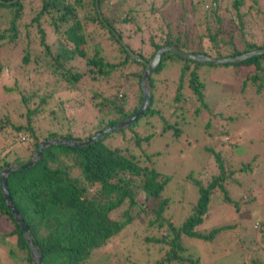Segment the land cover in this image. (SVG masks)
<instances>
[{
  "label": "trees",
  "instance_id": "1",
  "mask_svg": "<svg viewBox=\"0 0 264 264\" xmlns=\"http://www.w3.org/2000/svg\"><path fill=\"white\" fill-rule=\"evenodd\" d=\"M182 2L161 0L159 7V0H0V16L8 18V26L0 31V92H13L22 107L0 115V133L5 138L0 145V172L7 164L28 162L46 139L81 142L131 117L143 100L140 81L146 63L163 45L215 58L264 47V34L253 36L248 30L249 23L261 26V21L249 12L251 5L241 9L244 0H233L224 15L219 14V0H189V11H181ZM174 3L180 6L176 10ZM200 3V21L192 18L189 25V15L194 16ZM222 46L229 52L222 53ZM171 58L181 61L179 77L162 80L169 84H164L163 92L155 75ZM183 60L173 52L161 56L148 76L149 103L137 120L86 145L51 144L35 164L8 174L12 201L41 252L42 264H92L93 260L94 264H212L217 256L238 251L240 247H234L243 242L242 231L248 232L241 222L211 221L212 206L218 211L221 203L224 217L231 213L229 207L239 212L244 203L247 210L251 206L248 211L260 208L264 215V200L255 202L251 183L259 176L264 180L262 165L257 167L264 153L239 157L238 140L233 138H220L223 146L209 148L213 164L211 170L205 165L206 177L191 170L177 183L178 189L182 180L186 187L195 186L198 197L192 212L179 224L166 215L172 200L162 192L173 176L155 166L161 151L148 152L145 147L154 136L165 133L179 139L186 117L192 123L194 115L210 109L201 67L230 66L242 92L254 88L255 94L264 95V53L220 64ZM8 78H13L9 86L4 83ZM135 80L134 89L128 88ZM50 82L59 89H48ZM198 99L199 106L194 104ZM8 105V99L0 102L1 109ZM83 106L84 119L77 122L74 114ZM220 129L229 134L228 126ZM227 143L231 154L236 153L233 162L224 148ZM250 174L256 175L252 179ZM231 186L239 197L231 195ZM186 193V188L181 189L174 200L179 202ZM134 223L146 234L138 255L132 249L120 254L117 250L112 260L104 246ZM259 228L257 235L264 238V228ZM231 232H236L235 244L220 252L225 242L215 240ZM196 240L214 242L208 262L202 260L199 243L198 251L189 245ZM0 243L6 246L11 264H33L1 188ZM250 249H244L249 258ZM251 260L264 264V260Z\"/></svg>",
  "mask_w": 264,
  "mask_h": 264
},
{
  "label": "rangeland",
  "instance_id": "2",
  "mask_svg": "<svg viewBox=\"0 0 264 264\" xmlns=\"http://www.w3.org/2000/svg\"><path fill=\"white\" fill-rule=\"evenodd\" d=\"M159 1L160 4L157 5L160 7L161 0ZM232 1L233 0H219L221 4L219 14H225V10L227 9L226 6L230 7L231 9ZM168 2L171 4L170 1ZM190 4L191 3L189 0H184V2L180 4L181 7H184L181 9V11L187 9L189 11L191 9ZM199 5L201 6L203 4L200 3L196 6V8H194L195 14L193 17L188 14L189 20L187 23L189 25L192 24V18L196 17L195 20H197V16H201L200 11L198 10ZM250 5L251 9L249 12L255 14L260 19L261 26L259 23H249L248 30L253 34V36H257L259 34L262 36L264 34V0H244L241 9L246 11ZM166 6H162V10L168 13L169 11H166ZM180 6H178V3H174L172 8L176 10ZM33 14L34 12L27 14L26 17L30 18V15ZM249 16L252 17L251 14H249ZM162 17L163 16L158 17V21H161ZM198 21L200 20L198 19ZM6 26H8V18L2 20V16H0V31ZM22 31H24V29H22ZM221 52L224 54L228 53L229 49L225 46H222ZM7 53H9V51H7ZM185 60H183L182 63H184ZM178 61L181 62L180 60ZM179 62H177L174 58L167 60L163 70L159 74L155 75V77H157V79L160 81V89L164 87V84L169 85L167 82L162 83V80H168L171 78L173 80H177L180 72L177 65ZM202 67L200 69V76L205 82V90H203V93L205 101L209 105L210 109H202L197 117L194 115L195 118L193 119L192 123H189L186 117L183 125V133L179 139H172L168 133H165L159 136H154L150 145L145 147L146 151L148 152L155 150L161 151V155L156 158L155 166L159 170L173 176L172 180L163 190L162 196L171 197L172 203L169 212L166 211V215L169 216L175 224H179L187 215L192 212L193 205L195 204L198 197L196 188L193 184L190 183L191 188L189 186L186 187V184L182 180L178 189L177 183L181 181V178L191 170H193L196 174L199 173L201 178H204L209 174L207 167L209 170H211V164H213L212 152L210 153L209 148L219 149L218 146H223L224 143H221L219 140L220 138L222 140L226 138H233V141L238 140V149H235V151L239 157H249L252 153H264V105L259 106L261 103H264V95L255 94L253 92L255 91L254 88L246 89L242 92L241 82L236 78L234 69L230 66L218 65L213 67ZM241 74L243 75V72H241ZM12 81L13 78H8L4 81V83L9 86ZM38 83H42V81L37 82V84ZM50 83L48 89H59L58 86ZM136 84L137 81L135 80V84L130 85L128 88L134 89ZM161 91L165 92L163 89ZM184 92L187 93L188 91L184 89ZM7 99L9 100L10 105L2 109L0 108V115L2 112H6L7 109H9L11 113L14 112L12 111L13 108L15 111L17 108L22 109V107L17 104V96L13 94V92L4 94L0 92V102L4 104V101ZM194 104L199 106L201 101L199 99L195 100ZM84 110L85 108L83 106V108H80L79 111L74 114L77 122H80L84 119L82 118L85 116ZM219 113H221L222 116ZM222 118H225L224 121ZM11 119L13 121L17 120L16 116H11ZM93 121L94 119L92 122ZM223 125L228 126L230 129L229 134L224 133L220 129ZM22 139L23 138H21V140ZM4 141L5 138L0 133V145H3ZM224 148L228 154V157L232 159L231 162H233V159L237 157L235 151L233 153L234 155L231 154L230 150L232 147L230 143L225 144ZM205 165H207V167ZM261 165L262 169H264V157L261 159V162H258L257 167L259 168ZM258 168L256 171H258ZM254 175L256 174H250L248 178L253 179ZM259 177L255 179L254 183L251 182L254 184L253 189L256 196V203H258L257 201L262 202L264 200V180L260 181ZM183 188L187 189L186 197L183 199L180 198L181 200L179 202L177 200L175 201V197L173 195L179 196L181 189ZM229 190L232 196L239 197V192H235L234 188L232 189V186ZM219 205L220 208L218 211V207L216 205L212 206V213L210 215L211 221H222L224 218H226L227 220H233L236 223L241 222L240 224H243L246 231L248 232L242 231L241 238L243 242L240 244V246L234 247L236 249L240 247L238 251H233L228 256H217L215 262L212 264H260L259 262H252L251 258H256L257 261L264 260V253L259 250L260 245H262L264 249V238L257 235V227L264 228V215H261L263 213L262 209L256 208L252 211H248L251 206L247 210L248 205L244 203L242 206H240L241 210L239 212H236V210H234L232 207H229L228 209L231 210V213L228 217H226V215L224 217L223 211L225 210L223 208L225 207H223L221 203H219ZM220 209L221 211H219ZM214 210L215 212H213ZM257 219H259V224L257 227H255L254 221ZM206 222L207 225H209V221ZM134 225L135 223L131 225L130 228L122 230L121 235L115 237L109 244L104 246L103 250L107 253H110V257H114L113 254L116 253L117 250H120L119 254L122 251L129 252L127 249H132L136 254L139 252L140 244L145 238L146 234L143 229H139ZM222 240L225 243L221 242ZM215 241L221 242L219 251L222 252L225 247L235 244L236 232L227 234L225 233L222 239L218 238ZM196 242L197 243L193 242L195 245L193 243H189V245L198 251L199 243L202 250V260L204 262H208L209 256H211V246H213L214 242L211 243L210 241L201 240H196ZM245 248H251L249 250L250 258L244 255ZM101 257L102 256H99V258ZM133 258L136 259L137 257ZM112 260H115V258H112ZM0 264H11L6 251V246L2 243H0ZM92 264H94V260L92 261Z\"/></svg>",
  "mask_w": 264,
  "mask_h": 264
},
{
  "label": "water",
  "instance_id": "3",
  "mask_svg": "<svg viewBox=\"0 0 264 264\" xmlns=\"http://www.w3.org/2000/svg\"><path fill=\"white\" fill-rule=\"evenodd\" d=\"M166 52H173V53L177 54L178 56L185 58V59H188V60H193V61H197V62H212L215 64H220V63L238 62V61H241V60H243L247 57H250L252 55L264 53V47L260 48V49L251 50V51L245 52L243 54H239V55L215 58V57H210L208 55L201 54V53L186 52V51H183V50L177 48L174 45H170V44L163 45L155 51L151 60L146 63V67H145V70H144V72L142 74V78H141V89L143 92V100H142V103H141L140 107L138 108V110L131 117L125 119L122 122H119L118 124H116L112 127H108L106 129H104L103 131L98 132L97 134L93 135L89 139H86V140L81 141V142L76 141V140H71V139H65V138H62V139H58V138L46 139L42 143H40L36 153L28 162H26L20 166H14L12 164H7L0 172V188H1V191H2V194H3V197H4V200H5L7 207L10 209L11 213L13 214V217L15 218L17 223L19 224V226H20V228L24 234L26 243H27L29 250H30V254L32 257V263L33 264H42V255H41L39 248L33 242V239H32V236L30 234V230H29L27 224L25 223L24 219L22 218V216L20 215V213L18 212V210L16 209V207L12 201V197L10 195V192H9V189L7 186L8 174L13 170L21 169V168H27V167H30L31 165L35 164L37 162V160L39 159L42 151L47 146H49L51 144H64V145H71V146L86 145V144H89V143L97 140L98 138L102 137L104 134H106L108 132H112L114 130H118L120 128H123L124 126H127L128 124L137 120L138 117L146 109V107L149 103V100H150V89L148 86V76L153 70H155L158 67V65L160 64V61H161V56ZM133 56H134V54H133Z\"/></svg>",
  "mask_w": 264,
  "mask_h": 264
},
{
  "label": "clouds",
  "instance_id": "4",
  "mask_svg": "<svg viewBox=\"0 0 264 264\" xmlns=\"http://www.w3.org/2000/svg\"><path fill=\"white\" fill-rule=\"evenodd\" d=\"M227 139V138H226Z\"/></svg>",
  "mask_w": 264,
  "mask_h": 264
}]
</instances>
